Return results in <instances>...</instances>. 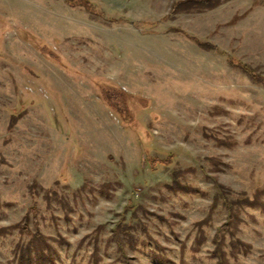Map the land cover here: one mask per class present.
Masks as SVG:
<instances>
[{
    "label": "rangeland",
    "instance_id": "374dc122",
    "mask_svg": "<svg viewBox=\"0 0 264 264\" xmlns=\"http://www.w3.org/2000/svg\"><path fill=\"white\" fill-rule=\"evenodd\" d=\"M201 1L0 0V264H219L229 202L264 264V0Z\"/></svg>",
    "mask_w": 264,
    "mask_h": 264
},
{
    "label": "trees",
    "instance_id": "16d2710c",
    "mask_svg": "<svg viewBox=\"0 0 264 264\" xmlns=\"http://www.w3.org/2000/svg\"><path fill=\"white\" fill-rule=\"evenodd\" d=\"M217 1H220V0H217ZM198 4H204L206 5L207 7H212V6H217V3L214 2L213 4L211 3V0L210 1H201V2H198ZM245 70H247V68L245 67L244 68ZM151 165L153 166L154 164L151 163ZM253 205V204H251ZM227 209H228V212L229 213H232L229 217V220L227 223L223 224L217 231L216 235H215V238H214V243L216 245V251H215V255L219 258V264H223L225 261V252L223 251V245H224V242L226 240V234L229 233V230H231V227H232V223H231V219H232V215L234 213V209L232 208V203L229 202L227 205ZM28 249V248H27ZM29 251V249H28ZM30 252V251H29ZM27 261L26 264H32V258L31 257H28V258H24V256H22V258L20 259L21 263H24V261ZM226 264V263H225Z\"/></svg>",
    "mask_w": 264,
    "mask_h": 264
}]
</instances>
